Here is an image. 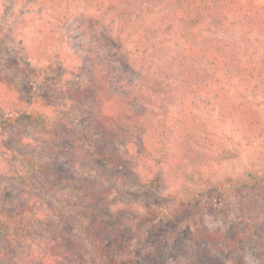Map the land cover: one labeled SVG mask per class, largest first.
<instances>
[{
    "label": "rangeland",
    "instance_id": "rangeland-1",
    "mask_svg": "<svg viewBox=\"0 0 264 264\" xmlns=\"http://www.w3.org/2000/svg\"><path fill=\"white\" fill-rule=\"evenodd\" d=\"M257 1L264 4V0ZM130 9V16L120 19L108 6L95 5L92 10L98 22L94 28L83 29L75 22L77 12L0 0V27L14 28L16 39L0 46V72L13 79L11 83L23 96L30 85L33 99L39 102L29 109L33 115L18 125L0 124V216L8 217L14 202L22 203L27 197L22 196L24 192L34 194V201L45 210L27 220L35 229L32 236L54 234L61 238L58 245L63 250L80 253L88 245L84 234L96 240L99 230L106 227L114 237L122 233L126 248L117 258L121 264H264V33H250L237 18L221 19L216 14L197 27L228 46L246 70L245 81L220 75L231 100L256 113L252 127H237L236 121L202 106L175 83L177 69H169L167 63L183 44L170 32V25L162 26L166 5L136 3ZM158 26L162 30H156ZM32 42L37 43L36 52L31 50ZM97 57L114 67L110 78L120 82L114 89L127 95L135 110L164 122H178L184 108L198 116L203 126L201 149L206 150L200 164L184 169L172 166L157 179L156 187H148L146 179L133 181V170L109 168L95 156L101 148L107 153H124L126 148L131 154L144 153V146L134 138L117 136L105 141L94 130L89 110L66 92L90 84L87 65ZM37 112L55 122L56 115L68 119L59 120V127L49 133L54 136H49L46 126L33 119ZM3 113L1 109L0 119ZM17 126L34 146L20 149L14 144ZM60 136L69 141L76 136L77 148H83L81 158L75 159L79 160L77 169L62 156L70 144ZM224 148L237 150L238 157L218 159L216 153ZM150 150V156L144 154L143 165L140 159V167L154 168L159 153ZM24 156L59 162L67 171L48 179ZM247 168L263 175L262 192L189 197V188L201 189L216 181L228 184ZM129 220L135 227L128 226ZM4 230L11 231L0 224V264H12L15 255L29 245L21 241L14 251ZM64 237L69 241H63ZM82 256L87 264H94L91 255L83 252Z\"/></svg>",
    "mask_w": 264,
    "mask_h": 264
},
{
    "label": "trees",
    "instance_id": "trees-1",
    "mask_svg": "<svg viewBox=\"0 0 264 264\" xmlns=\"http://www.w3.org/2000/svg\"><path fill=\"white\" fill-rule=\"evenodd\" d=\"M13 1L15 4H23L28 8L68 9L77 12L78 16L75 22H78V27L83 29L94 28V22H98L92 10L95 5L96 7L98 5L108 6L120 19L130 16V4L147 3L148 6L154 7L156 5H166L168 9L161 16L162 26L170 25V32L183 44L181 48L171 53L167 63L169 69H177L175 73L177 86L182 90L185 89L186 94L194 97L202 106L212 110L217 109L222 118L236 121L237 127L247 125L252 127L256 113L242 103L236 104L233 102L228 92L221 85L220 80V75H223L229 79L245 81L246 70L244 66L228 46L223 45L216 39L207 37L197 27L205 22L207 16L209 19L212 14H216L221 19L237 18L242 27L248 32L262 34L264 33V4L259 3L257 0ZM13 29L10 27L5 30V28L0 27V46H5L16 40L13 36ZM156 30L160 31L162 28L158 26ZM39 33L45 34L43 31H39ZM147 33L153 35L156 32L148 31ZM36 44L32 42L31 46V50H35V52L38 47ZM87 67L90 84L84 88L77 86L66 89L67 94H71L72 98L70 97V99H74L78 104H82L89 110L94 130L98 131L105 141L108 137L113 140L119 136L134 138L135 141L144 146V153L142 154L140 152L131 154L130 148H126L124 153L120 154L114 151L107 153L108 150L104 148H101V152L96 151L95 156L102 158V161L109 168L123 171L133 170V181L144 182L143 179H146L147 182L144 184L148 187H156L158 184L157 179L162 175H167L170 167L184 169L185 166H196L202 162V155L206 150L201 149L202 144L199 133L203 126L200 124L202 122L199 121L198 116L192 111L184 108L182 117L178 122H176L177 120L164 122L149 112L135 110L132 101L128 100V96L118 94L117 90L114 89L115 85L120 83L110 78V73L114 72V67L105 64L99 57L89 62ZM3 74L0 72V108L4 112L0 124L3 127L18 125L20 120L23 119L24 121L26 117L33 115V112L29 109L32 108L33 103L39 102L33 99L32 94L34 92L30 85L26 88L27 95L23 96L11 83L13 79ZM34 115L33 119L46 126V134L49 136H54V134L49 133H53L59 127V120L68 119L56 115L55 122L47 114L37 112ZM16 128L17 132L15 138H13L14 144L20 149L34 146L35 143L32 140L24 137L23 133L26 131L19 132V127ZM60 137L63 138L64 143L70 144L68 150H63L62 156L67 160L68 166L77 169L79 160L77 162L75 159L81 158L83 148H77L78 140L76 136H72L71 141L62 136ZM103 138L100 143H102ZM148 146L159 153V158L154 161L153 169L139 166L140 159L142 162L145 158L144 154L151 155L152 151ZM55 151L57 152L58 149ZM216 155L221 160L232 159L238 157V152L237 150L224 148L221 153H216ZM24 157L27 159L28 164L35 167L36 172L45 174L48 179L61 175L62 172L65 174L67 171L65 168L62 169L59 162L44 163L34 156ZM150 170L151 175H149ZM71 177L77 179L78 175ZM262 180V174L254 169L247 168L236 178L231 179L228 184L216 181L208 182V186L201 189L189 188V197L197 198L199 195H205L209 192L221 197H229L243 191L248 194L260 193L262 192ZM22 196L25 197L23 202H14L13 210L8 217L0 216L1 226L3 228L8 226L11 229L10 233H8V230H4V234L11 240L10 245L14 247V251L16 245L21 241L29 245L27 250H20L15 255L12 264H87L88 261L82 256L83 252L91 255L94 264H121L117 258L126 248L122 233L119 232L114 237L110 234L109 228L106 227H103L102 231L99 230L100 238L96 240L90 239L84 234L88 245L86 248H82L80 253L77 249L74 252H71L70 248L63 250L58 245L62 242L61 238L54 234L46 237V235L38 232L37 236H32L35 229L27 220L35 219L38 215L41 216L45 210L34 201V194L22 192ZM22 196H20L21 199ZM14 199L16 198H11V201ZM128 223L129 227L131 225L135 227L136 225L132 220H129ZM88 227L90 226L88 225ZM86 233L89 234L90 232L86 229ZM219 235L221 239L222 234L219 233ZM225 240L230 241L227 237ZM63 241L69 240L64 237ZM0 255H3L2 252H0Z\"/></svg>",
    "mask_w": 264,
    "mask_h": 264
}]
</instances>
